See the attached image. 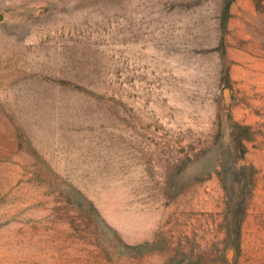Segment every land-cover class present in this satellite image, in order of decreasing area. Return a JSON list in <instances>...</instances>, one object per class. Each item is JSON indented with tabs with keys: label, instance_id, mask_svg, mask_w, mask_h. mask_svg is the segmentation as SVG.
<instances>
[{
	"label": "rangeland",
	"instance_id": "rangeland-1",
	"mask_svg": "<svg viewBox=\"0 0 264 264\" xmlns=\"http://www.w3.org/2000/svg\"><path fill=\"white\" fill-rule=\"evenodd\" d=\"M0 264H264V0H0Z\"/></svg>",
	"mask_w": 264,
	"mask_h": 264
}]
</instances>
